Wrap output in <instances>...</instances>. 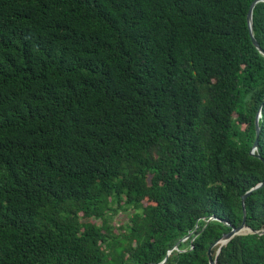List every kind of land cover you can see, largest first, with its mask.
I'll return each mask as SVG.
<instances>
[{
  "label": "trees",
  "instance_id": "16d2710c",
  "mask_svg": "<svg viewBox=\"0 0 264 264\" xmlns=\"http://www.w3.org/2000/svg\"><path fill=\"white\" fill-rule=\"evenodd\" d=\"M252 1L0 0V264H207L264 181ZM243 208L264 228V185Z\"/></svg>",
  "mask_w": 264,
  "mask_h": 264
},
{
  "label": "water",
  "instance_id": "95a60500",
  "mask_svg": "<svg viewBox=\"0 0 264 264\" xmlns=\"http://www.w3.org/2000/svg\"><path fill=\"white\" fill-rule=\"evenodd\" d=\"M257 3H264V0H253L251 2V4L248 7V10L246 12L245 21H246V26H247V31H248V37H249V40H250L251 45L264 58V53L258 47L257 43L253 39V37H252V30H251V14H252V9L255 6V4H257ZM263 101H264V99H263ZM261 107H262V103L259 105V107H258V109H257V111L255 113L254 119H253L254 139H253V142H252V146H251V148L249 150V155H254V152L256 151V148H257V137H258V126H257V122H258V119L260 118ZM254 156L261 161L262 166L264 168V161H262L258 155H254ZM263 185H264V181L256 184L254 187H252L250 190H248L247 192H245L241 196V198H240L241 212H242V220H241V223L236 228L230 227V229H229V231L227 233L222 234L219 237V239L212 244L211 247H213L215 245L218 246L213 259L211 258L210 253H209L211 247L208 248L207 253H206V255H207V264H215V256L218 254L219 248L222 247V246H224L232 238L237 237V236L247 235V234L257 235V236H261V235L264 234V228H262V229H260L258 231H253V230H250L248 227L245 226V224H244V208H243V202L246 199V197L248 195H250V193L252 191L259 189ZM210 220H214V218L213 217H210L206 221V223L209 222ZM168 254H169V252H167V254L163 258V260L160 263H158V264H162L165 261V259L167 258Z\"/></svg>",
  "mask_w": 264,
  "mask_h": 264
},
{
  "label": "rangeland",
  "instance_id": "374dc122",
  "mask_svg": "<svg viewBox=\"0 0 264 264\" xmlns=\"http://www.w3.org/2000/svg\"><path fill=\"white\" fill-rule=\"evenodd\" d=\"M123 218L121 217V220H122Z\"/></svg>",
  "mask_w": 264,
  "mask_h": 264
}]
</instances>
